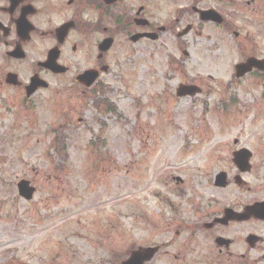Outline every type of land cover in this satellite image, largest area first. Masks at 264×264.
<instances>
[{"label":"rangeland","instance_id":"obj_1","mask_svg":"<svg viewBox=\"0 0 264 264\" xmlns=\"http://www.w3.org/2000/svg\"><path fill=\"white\" fill-rule=\"evenodd\" d=\"M154 48L127 49L104 76L110 111L54 83L41 94L53 111L0 126V264H121L150 247L160 251L147 264H174L176 231L222 168L210 148L233 141L235 126H264V114L249 85L241 107L221 111L222 81L209 77L231 70L224 54ZM187 80L217 95L179 98ZM21 181L36 189L31 201Z\"/></svg>","mask_w":264,"mask_h":264},{"label":"flooded vegetation","instance_id":"obj_2","mask_svg":"<svg viewBox=\"0 0 264 264\" xmlns=\"http://www.w3.org/2000/svg\"><path fill=\"white\" fill-rule=\"evenodd\" d=\"M155 45L184 56L189 49L224 54L219 62L231 70L209 77L215 88L222 81L221 111L241 107L239 91L249 85L255 116H263L264 0H0V126L53 111V98L41 94L54 83L101 107L108 103L103 78L120 55ZM204 84L182 81L176 94L185 86L191 98L217 95ZM243 127L210 148L222 168L204 206L176 231L174 264H264V126Z\"/></svg>","mask_w":264,"mask_h":264},{"label":"water","instance_id":"obj_3","mask_svg":"<svg viewBox=\"0 0 264 264\" xmlns=\"http://www.w3.org/2000/svg\"><path fill=\"white\" fill-rule=\"evenodd\" d=\"M89 74H86L85 77H83V80L89 78ZM95 79L91 80V84L93 83ZM89 84L88 86H91ZM183 89H185V86H182L178 90V96L184 97L187 96L188 93H183ZM186 90V89H185ZM18 190L19 194L22 198H24L27 201H31L36 193V189L31 187L30 182L28 181H22L18 184ZM159 251L158 248L155 249H141L139 251H136L132 254L131 258L124 262L123 264H145L149 262Z\"/></svg>","mask_w":264,"mask_h":264},{"label":"trees","instance_id":"obj_4","mask_svg":"<svg viewBox=\"0 0 264 264\" xmlns=\"http://www.w3.org/2000/svg\"><path fill=\"white\" fill-rule=\"evenodd\" d=\"M110 109V108H109Z\"/></svg>","mask_w":264,"mask_h":264}]
</instances>
